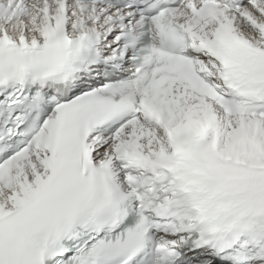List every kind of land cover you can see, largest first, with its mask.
<instances>
[{
  "label": "snow or ice",
  "instance_id": "6c2138e0",
  "mask_svg": "<svg viewBox=\"0 0 264 264\" xmlns=\"http://www.w3.org/2000/svg\"><path fill=\"white\" fill-rule=\"evenodd\" d=\"M0 264H264V0H0Z\"/></svg>",
  "mask_w": 264,
  "mask_h": 264
}]
</instances>
